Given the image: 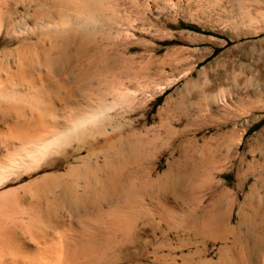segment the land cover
<instances>
[{
  "label": "bare ground",
  "instance_id": "6f19581e",
  "mask_svg": "<svg viewBox=\"0 0 264 264\" xmlns=\"http://www.w3.org/2000/svg\"><path fill=\"white\" fill-rule=\"evenodd\" d=\"M104 9V0H0V264H264L256 257L264 254V242L249 244L241 238L242 233L264 234L260 186L252 182L238 202L241 220L249 228L241 231L240 221L229 225L228 206L232 210L239 199L214 176L218 148H192L185 137L193 117L188 106L201 109L198 103L214 97L219 78L198 72L191 76L204 55L194 62L180 54L178 61L171 60L177 61L171 64L177 73L159 90L188 78L190 89L180 101H166L164 110H157L164 135L172 141L180 137L179 143L167 148L161 142L152 144L168 156L166 170L149 184L152 197L166 190L174 197L168 203L173 224L162 229L167 243L160 245L159 230L144 229L142 211L117 203L121 197L128 204L138 199V205L149 193L146 182L152 176L145 164L153 149L145 146L163 130L125 117L132 104L148 99L140 91L128 97L132 79L139 74L152 77L155 71L146 62L135 68L134 55L114 50L111 31V41L104 34L96 36L102 31L95 32L92 22ZM136 24L125 27L139 30ZM130 62L134 70H129ZM153 62L150 58L148 64ZM98 78L104 89L96 86ZM240 178L235 183L238 192ZM257 180L263 186L260 177ZM209 244L217 245L214 257L207 256ZM171 253L176 259H168Z\"/></svg>",
  "mask_w": 264,
  "mask_h": 264
},
{
  "label": "rangeland",
  "instance_id": "374dc122",
  "mask_svg": "<svg viewBox=\"0 0 264 264\" xmlns=\"http://www.w3.org/2000/svg\"><path fill=\"white\" fill-rule=\"evenodd\" d=\"M134 1H136L135 4H137V6L134 4ZM104 5L105 7H108L107 10L104 9V15L106 13V15H108L107 19L110 18V20L108 21L106 19V15L104 18L103 12L100 14L101 17L97 15L98 17L96 16L97 18H94V23L92 22L93 25L91 24V27L93 29H96L97 27V29L94 30L95 32L102 31V33H99L100 36H98V34L96 36L100 38L101 35L104 34L102 37H107L111 41L109 36L112 34L114 44L113 41L110 43L114 50L120 51L121 53L122 51L125 52L126 55H124L126 57L132 55L130 57L132 58L134 55L133 59L135 60V68H138L140 65L141 67H144L146 62V67L148 68L149 66L150 71H155L152 77L146 76L147 78H145V76L139 74L132 79V82L128 86V97H131L132 93H137V91L139 93L140 91L143 92L146 99L147 97L148 99L146 100V103L144 102L145 105L140 102L138 105V101L132 104L130 108L134 109L125 114L126 119L131 120L133 117L136 122L137 120L146 121L145 125L147 127L153 125L159 127L157 114L160 112L159 110H164L167 102L169 103V100L171 102L167 105H172L173 103L176 104L177 101H180L181 94L183 95V93L189 91L188 89H190V86L186 81L188 80L187 77L180 78L176 83L162 90L161 93L159 91L162 87L161 85L177 73L176 69L171 68V64L175 62H171V60L177 59L178 61L179 58L177 57H180L179 54L183 55V57H187V60L190 62L196 61L197 56L204 55V58H202L192 70L191 76L196 77L198 72L203 77L206 75V77L210 76L211 79L213 76L219 77L215 80L216 91L214 90L212 93V95L215 93L214 97L208 96L210 98L209 100H207V98L204 99L205 101L201 100L198 103L199 105L197 104L202 110L196 108L192 104V107L190 105L188 106L193 117H191L192 119H189L190 121L187 125L185 137L188 139V143L192 148H218L217 157L220 159V162L214 176L216 179H220L229 190L235 192V194L238 193L236 197L238 196L239 200H237V203L232 207V210H230L231 208H229V206L228 209L231 211L230 214L232 215L229 225L239 224L242 222V208L239 203L242 200L243 194L248 192L249 186L252 182L258 183L257 187L260 186L258 189L259 200L264 196V184L262 186L261 182L257 180L260 177L262 183H264V167L259 168V166H264V0H131V2L130 0H104ZM122 17H124V19ZM115 18L116 22H113V19ZM98 19H100L99 22L101 19L105 20H102L100 24ZM120 20L123 22L125 20V22H127V20L129 21L128 23H120ZM96 23L97 25L95 26ZM104 23H109V25L106 24L107 29L104 27ZM113 23H115V25ZM130 23H137L136 25H140L139 30L135 29L130 32L129 26L125 27ZM103 24L104 26H102ZM110 24L114 29L112 27L108 28ZM141 24L142 26L144 25L143 29ZM99 26H102V28L104 27L105 30H100ZM108 30L111 31L110 34ZM128 30L130 33L129 35L127 34ZM105 34L108 35L106 36ZM123 42L126 49H121V47H124V44H122ZM150 58L152 62L155 60L153 62L155 65L152 64L153 66H151V64H148ZM133 62H130V67L132 68L129 70H134V67L132 66ZM159 62L161 66L158 65ZM162 65L164 66L162 67ZM161 70L164 72V74L162 72V76ZM116 77L118 76L116 75ZM109 78L111 77L109 76ZM97 81L104 85V81L101 79L98 78ZM97 81L95 80V84ZM98 83L96 84L98 89L101 87L104 89V86ZM141 84H143V86ZM133 89L134 91L132 92ZM170 96H172L171 99L169 98ZM187 120L188 119L185 116L181 119L183 123H186ZM160 129V131L163 130L161 132L162 134L159 135L160 137H152V134L150 135V133H148V135H150L148 139L150 138V140H152L153 138V141L156 138L157 139L156 142L149 141L150 144L147 143L145 146V149L146 147L148 148V145L149 148L151 146V149H153L151 153L155 154L149 153L148 158L150 159H148L145 164L147 166L145 171L148 170L147 172L149 173L150 170L152 176L151 178H148L146 182L148 183L147 190H149L148 192L150 194L145 193L142 202L139 201V207L137 205L138 199H136L137 201L135 200L137 209L134 204L135 202L128 204L125 202L126 200L123 198L122 200L121 197L116 200L117 203H120V206H123L124 204L126 209L131 205V208L133 207L134 210L138 212L142 211L143 216L146 215L142 218L144 229L148 232L153 228L159 230V234H157L158 239L161 237L162 229L167 228V225L172 226L171 224H173V212L168 203L172 202L174 197L173 194L170 193V190H166L164 193L158 191L152 197L151 193L154 188L152 187L150 190L149 184L151 183L153 176L154 178L156 176H161L166 170V162L168 158L166 152H160L158 149L159 147L156 148L154 147L156 145L153 146L152 144H157L159 142V145L161 142L164 145L163 148H167L168 145L171 147V144L179 143L180 139V137H175L172 141L167 135H164L166 134L164 128L161 127ZM163 142H165L167 146ZM252 147H255V152L251 150ZM149 148L147 150H149ZM154 148L157 150L154 151ZM147 150L146 152H150ZM150 154L153 155V157ZM150 161L154 162L151 163ZM151 164L153 169H149ZM238 176L241 177L240 179L242 181L240 192L235 188ZM209 194L210 192L206 193V195ZM145 196L149 197V199H154L152 204ZM155 200H157L156 203H154ZM125 203L127 204L125 205ZM147 205H149L150 209H148ZM162 205L164 209L162 210L163 212L160 211ZM144 207L146 209L145 211ZM103 208L106 209L104 206ZM168 210L169 212H167ZM229 211L227 210L226 212L228 218L230 216ZM159 213H162V216ZM243 223L246 225H243ZM241 224V231L245 232L246 229L249 228L248 222L246 223L245 221ZM254 233L248 235L242 233V241L245 242L246 240L249 244H258L261 240L264 242L263 233H260L262 238L258 237L260 234L258 235L257 232ZM164 236L165 234L163 235L162 233V240L159 241L161 243L160 245L167 243ZM198 245H200V243ZM216 246L217 245L212 244L207 246L208 257L210 254H212L213 257L215 256L216 248L214 247ZM260 249L264 250L263 248ZM256 251L258 252L259 249ZM163 252L168 253L170 251L164 248ZM262 252L264 253V251H261V254ZM173 255H176V253H171L168 259H176L175 257L173 258ZM263 255H256V257H259V259H257L258 262L264 263ZM177 261L179 260L177 259ZM165 262L166 260L162 264H165Z\"/></svg>",
  "mask_w": 264,
  "mask_h": 264
},
{
  "label": "crops",
  "instance_id": "0c3cea01",
  "mask_svg": "<svg viewBox=\"0 0 264 264\" xmlns=\"http://www.w3.org/2000/svg\"><path fill=\"white\" fill-rule=\"evenodd\" d=\"M251 150H252L253 152H255V147H252ZM258 166H259V164H258ZM263 167H264V166H262V167L259 166V168H263Z\"/></svg>",
  "mask_w": 264,
  "mask_h": 264
}]
</instances>
